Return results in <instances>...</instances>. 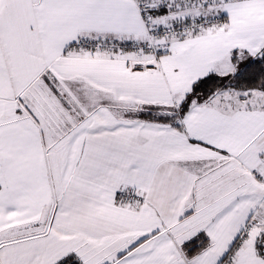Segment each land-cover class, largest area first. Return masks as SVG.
I'll use <instances>...</instances> for the list:
<instances>
[{"label":"snow or ice","instance_id":"6c2138e0","mask_svg":"<svg viewBox=\"0 0 264 264\" xmlns=\"http://www.w3.org/2000/svg\"><path fill=\"white\" fill-rule=\"evenodd\" d=\"M0 264H264V0H0Z\"/></svg>","mask_w":264,"mask_h":264}]
</instances>
